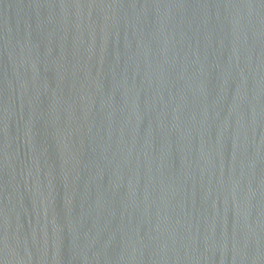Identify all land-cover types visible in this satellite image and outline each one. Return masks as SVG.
<instances>
[{"label": "water", "instance_id": "95a60500", "mask_svg": "<svg viewBox=\"0 0 264 264\" xmlns=\"http://www.w3.org/2000/svg\"><path fill=\"white\" fill-rule=\"evenodd\" d=\"M0 264H264V0H23Z\"/></svg>", "mask_w": 264, "mask_h": 264}]
</instances>
